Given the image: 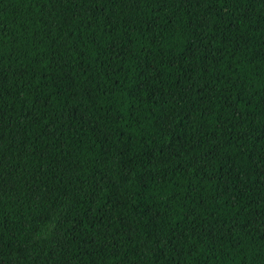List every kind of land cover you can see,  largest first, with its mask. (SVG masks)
<instances>
[{
	"label": "trees",
	"instance_id": "trees-1",
	"mask_svg": "<svg viewBox=\"0 0 264 264\" xmlns=\"http://www.w3.org/2000/svg\"><path fill=\"white\" fill-rule=\"evenodd\" d=\"M0 264H264V0H0Z\"/></svg>",
	"mask_w": 264,
	"mask_h": 264
}]
</instances>
